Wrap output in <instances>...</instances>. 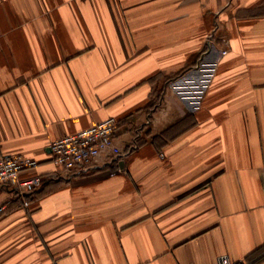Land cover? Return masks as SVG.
<instances>
[{
	"label": "crops",
	"instance_id": "1",
	"mask_svg": "<svg viewBox=\"0 0 264 264\" xmlns=\"http://www.w3.org/2000/svg\"><path fill=\"white\" fill-rule=\"evenodd\" d=\"M108 117L124 156L53 165ZM19 154L45 181L29 208L0 187V264H264V0H0Z\"/></svg>",
	"mask_w": 264,
	"mask_h": 264
},
{
	"label": "built area",
	"instance_id": "2",
	"mask_svg": "<svg viewBox=\"0 0 264 264\" xmlns=\"http://www.w3.org/2000/svg\"><path fill=\"white\" fill-rule=\"evenodd\" d=\"M224 42L228 43L226 39ZM227 53L224 50L223 54ZM119 121L116 117L107 119L73 134L51 141L52 163L61 170L73 172L94 164L102 157L118 158L124 156L123 149L115 141ZM40 161L30 156L8 155L0 157V187H9L25 208L30 207L31 195L40 189L44 176L26 171L36 170ZM8 202L0 204V213L6 212ZM218 264H233L229 255L218 257Z\"/></svg>",
	"mask_w": 264,
	"mask_h": 264
},
{
	"label": "water",
	"instance_id": "3",
	"mask_svg": "<svg viewBox=\"0 0 264 264\" xmlns=\"http://www.w3.org/2000/svg\"><path fill=\"white\" fill-rule=\"evenodd\" d=\"M124 164L123 162H121V165Z\"/></svg>",
	"mask_w": 264,
	"mask_h": 264
},
{
	"label": "trees",
	"instance_id": "4",
	"mask_svg": "<svg viewBox=\"0 0 264 264\" xmlns=\"http://www.w3.org/2000/svg\"><path fill=\"white\" fill-rule=\"evenodd\" d=\"M255 253V252H254ZM251 257V256H250Z\"/></svg>",
	"mask_w": 264,
	"mask_h": 264
}]
</instances>
